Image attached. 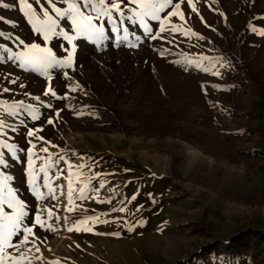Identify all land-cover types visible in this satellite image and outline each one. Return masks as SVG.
<instances>
[{
  "label": "rangeland",
  "instance_id": "1",
  "mask_svg": "<svg viewBox=\"0 0 264 264\" xmlns=\"http://www.w3.org/2000/svg\"><path fill=\"white\" fill-rule=\"evenodd\" d=\"M27 2L75 37L47 42L57 59L72 52L70 67L22 69L7 49L44 47L43 38L19 0H0V145H15L0 146V179L11 176L4 194L25 202L22 224L52 213L41 211L46 226L28 237L31 264H264V0H192L197 12L179 0L183 20L169 17L164 32L146 21L155 40L128 19L135 5L126 0L113 23L99 0ZM69 3L103 26L102 39L76 36L68 15L52 11Z\"/></svg>",
  "mask_w": 264,
  "mask_h": 264
},
{
  "label": "snow or ice",
  "instance_id": "2",
  "mask_svg": "<svg viewBox=\"0 0 264 264\" xmlns=\"http://www.w3.org/2000/svg\"><path fill=\"white\" fill-rule=\"evenodd\" d=\"M125 0H121V2H117V0H111L110 4H106L105 0H99V12L103 14V16L107 17L109 23H113L112 19V11L119 14L122 13V3ZM20 10L27 17L28 22L32 25V31L38 33L40 37L43 38L44 47H41L38 43H26L24 40H20L19 42L23 45V51L13 53L11 49H7L8 59L19 61V66L22 69L31 68L32 71L39 72L40 74L47 73L48 69L56 67V66H71V57L72 52L68 51L66 59H57V55L53 52L50 47H47V42L55 35L59 34L62 36L67 42L68 45L72 44V41L75 39L74 36H70L64 29H60L59 33H57L58 24L57 21L54 20L49 12L44 10L43 8L40 11L43 13V19H40L37 15L36 9L33 7V4L28 3L27 0H19ZM36 3H41V0H36ZM127 4L135 5L134 8H131L130 11L132 15L128 17V19L132 23L138 22L144 29L145 35L149 36V38L155 40L156 36H151L150 34L154 31V28H150L147 20H153L159 22V28L161 32L165 31V22L168 21L169 17L178 16L180 19H184L183 13L181 12V3L179 0H126ZM85 4H88V0H85ZM0 6L8 7L7 4H2ZM188 6L192 9L193 12H197V9L193 7L192 0H188ZM92 11H97L98 5L93 3L91 5ZM171 10L167 11L166 15H161V13L165 12V9ZM52 11H54L58 16L68 15V19L71 21V26L73 31L76 33V36H86L88 39H102L104 36L103 26H97L93 23V17L91 15H85L80 8L76 6L75 3H69L68 9L65 11H61L60 8H57L54 4L52 5ZM3 18L0 17V20ZM116 29L113 28V31ZM254 32H257V29L253 27ZM125 39L127 38L128 29L125 28ZM178 31L176 27L171 29V32L175 33ZM188 33L191 35H197L191 29L188 30ZM259 35H264V30H260L257 32ZM0 35H3L0 33ZM203 39V37H199ZM136 45L133 44L132 47ZM202 59H208L201 54ZM191 63V61H189ZM205 72H208L209 69L205 68ZM214 76H219L220 73L213 71L211 73ZM67 76V73H65ZM12 83H16V81H12ZM21 88L24 87L23 84L20 85ZM4 92H9L10 89L5 87L3 89ZM75 91V89H72ZM47 94V93H45ZM53 96L56 95L55 92L52 93ZM13 104L4 108V111L8 114H13L14 109L16 107L22 106ZM31 113L32 119L36 120L38 117L35 114V110L28 106ZM49 107H51L49 105ZM13 110V111H10ZM58 114V113H57ZM49 124H52V119H48ZM5 125L3 121H0V128H3ZM15 131V129H13ZM40 131V129H37ZM27 135L31 137L33 135V129L29 128L27 131ZM40 139H43L42 137ZM31 143V142H29ZM4 147H8L11 149H15V145H0ZM29 154V166L32 165V147L27 149ZM42 151H47V149H42ZM62 159V158H61ZM3 160H0V163H3ZM71 167V166H70ZM41 171H44V166H41ZM11 176H3L0 179V264H31V261L27 259V252L31 251V248H27L26 246L29 244L28 237H33V243L38 238L33 232V226L38 224L39 227L45 228V221L41 218V211H48V216L51 218L52 213L51 210L43 209L38 210L35 214V219L32 221V224H22V220L24 218H28L31 220L28 212L25 211V202L22 199H17L16 193L13 192L11 188H7V195L4 194L5 182L11 180ZM44 187H48V174L44 171ZM29 189L33 192L37 200L41 199V193L39 189L33 186V176L29 173L28 178ZM100 187H104L103 183H101ZM69 202H71V182H69ZM85 189H80V198H84ZM132 199H135L133 196ZM5 205L11 211L5 210ZM139 210V207L137 208ZM113 211H117V209H113ZM118 211L123 212L124 208L118 209ZM87 220H95V217H87ZM70 231L72 229H69ZM79 231V228L76 229ZM90 229H85V231H89ZM131 231V228L128 229ZM18 233L23 234V239L20 240L19 245H15L12 243V237L17 235ZM118 235V234H117ZM9 249L13 250L16 254L13 255L12 252L8 251ZM36 251H39L37 248Z\"/></svg>",
  "mask_w": 264,
  "mask_h": 264
},
{
  "label": "crops",
  "instance_id": "3",
  "mask_svg": "<svg viewBox=\"0 0 264 264\" xmlns=\"http://www.w3.org/2000/svg\"><path fill=\"white\" fill-rule=\"evenodd\" d=\"M240 23H241V24L244 23L242 19L240 20Z\"/></svg>",
  "mask_w": 264,
  "mask_h": 264
}]
</instances>
